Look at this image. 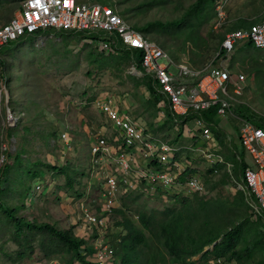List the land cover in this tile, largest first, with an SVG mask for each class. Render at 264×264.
<instances>
[{
    "label": "rangeland",
    "instance_id": "374dc122",
    "mask_svg": "<svg viewBox=\"0 0 264 264\" xmlns=\"http://www.w3.org/2000/svg\"><path fill=\"white\" fill-rule=\"evenodd\" d=\"M101 1L115 6L122 17L135 28H142L148 23L165 24L182 19L196 0H165V4L154 6L147 5L153 0ZM19 4V0H0V25L15 15ZM217 6L224 12L222 19L218 18ZM206 14L211 19L201 25L197 23L189 26V21H193L186 20L165 30L156 29L146 36L157 42L177 62L185 61L195 69H204L216 64L221 39L226 33L237 29L241 22L253 23L264 16V0H216L207 6ZM33 42L34 39L28 40L20 48H13L0 55L1 60L6 63L8 79V87H5L0 73V157L4 155L3 165H12L10 178L16 170L13 167L16 154L20 155L21 168L41 171L42 174L30 182V189L34 188L37 181L43 179L44 194L37 200L29 196L28 205L25 201L24 208L20 207V190H9L2 200L9 207H20L17 214L27 221L67 230L72 224L71 219L74 218L70 212L74 210V205L69 201L71 197H75L70 195L66 200V197L61 195L64 192H78L84 187L80 183L71 190L66 186L63 175L50 171L45 166L65 167L68 171L73 168L77 173L76 175L73 172L76 181L83 182L78 170L86 164L88 129L95 125L100 126L104 121L93 103L99 99L112 98L132 116L152 125L158 123L159 110L157 105H152L154 98L143 85L146 79L132 71V60L126 57L124 52L118 55L104 54L95 46L87 44V40L75 37L66 39L58 34L45 43L34 45ZM121 57L125 59L121 60ZM232 69L243 74L247 78V84L245 89L235 96L231 113L233 116H240L237 111L242 110L255 121L264 120V51L240 47L232 57ZM171 70L176 72L174 68ZM136 83L140 86H136ZM164 121L162 118L160 124ZM218 121L223 126V131L232 138L229 142L222 137L224 144L221 145L220 152L227 156L235 151L244 158L235 120L228 115L220 117ZM63 132L76 141L77 145L73 146L71 152L64 149L57 136L55 138V135ZM175 133L170 132L169 138L173 139L179 133L182 134L181 131ZM182 138L178 140V144L187 148L191 141ZM234 140L231 150L227 149ZM182 157L184 161L185 158L192 159L198 174H202L206 183V194L189 201V209L198 211V222L205 221V213L199 208V200L203 199L207 202L217 201L224 209L214 211L216 213L211 214L212 216V210L206 212V220L209 219L210 226H220L223 232H226L235 225L244 223L235 247V251L242 258L239 261L233 259L230 263L224 260V264H264V214L259 215L235 189L221 184V178L224 176L221 170L217 174H207L208 170L199 155L184 152ZM245 158L249 160L248 156ZM22 179L25 180L26 177ZM4 188L8 189L9 185L5 183ZM177 200L163 202L141 198L129 201L125 215L137 226L139 213L161 212L173 206L178 208ZM122 219L121 215H114L105 230L111 231V237L108 240L105 235L104 243L113 245L114 236L125 234L124 228L115 225ZM89 233L90 231H87V234ZM77 235L86 237L85 231L77 232ZM7 238V235L0 238V264H64V259L69 258L63 254L61 260L58 257L46 260L41 243L46 241L47 237L37 232L30 240L26 256L17 259V246ZM94 242V237H87L84 245H93ZM207 248L211 249L210 246ZM193 260H199V256ZM208 261L213 264V257H209Z\"/></svg>",
    "mask_w": 264,
    "mask_h": 264
},
{
    "label": "built area",
    "instance_id": "2783aa9c",
    "mask_svg": "<svg viewBox=\"0 0 264 264\" xmlns=\"http://www.w3.org/2000/svg\"><path fill=\"white\" fill-rule=\"evenodd\" d=\"M19 9L5 24L0 25V50L23 39L20 46L35 35L34 45L52 40L60 32L86 35L87 44L95 46L104 54L118 55L122 50L139 52V65L132 60V71L151 81L154 92L163 99L174 121L173 130L159 132L141 118H136L112 98L99 99L93 103L104 119L102 125L88 129L87 159L79 171L83 182L72 176L73 186L84 187L78 192H64L74 205L70 211L73 235L85 240L94 237L93 245H84L82 255L93 264H112L113 248L104 243L105 231L117 210L133 199L173 202L176 199H192L206 194V183L184 152L197 154L205 163L206 170L227 175V185L241 192L245 201L259 215L264 212V124L259 126L241 116L231 113L235 96L245 89L247 78L232 69V57L240 47L264 51V17L257 23L226 33L216 55V64L195 69L185 61L177 62L157 42L148 38L127 22L115 6L101 0H20ZM217 15L224 12L217 6ZM222 52V53H221ZM172 68L176 72H172ZM216 108L215 119L232 116L244 158L238 178L233 164L219 153L213 134L203 113ZM192 125V126H190ZM190 135L196 139L187 148L178 140L169 138L170 132ZM67 151H73L76 141L66 132L55 135ZM178 136V137H179ZM197 139L199 141H197ZM230 137L227 135V140ZM200 142V144H198ZM66 151V152H67ZM249 157V160L245 158ZM5 159L0 157V170ZM76 175V170L71 168ZM74 175V174H73ZM204 175V174H203ZM52 178L54 174L52 173ZM43 179L34 184L29 196L37 200L44 194ZM27 197V205L30 197ZM89 229V230H88ZM90 231L87 234V231ZM85 231V236L78 233ZM106 239V238H105ZM91 248L88 256L86 249ZM89 257L94 259H89ZM224 264L223 259L214 261ZM213 262V263H214Z\"/></svg>",
    "mask_w": 264,
    "mask_h": 264
},
{
    "label": "trees",
    "instance_id": "16d2710c",
    "mask_svg": "<svg viewBox=\"0 0 264 264\" xmlns=\"http://www.w3.org/2000/svg\"><path fill=\"white\" fill-rule=\"evenodd\" d=\"M215 1L216 0H196L195 3L188 8L185 16L176 22L165 24L160 22L148 23L144 27L136 29L146 35L156 29L160 31L173 25H179L186 20H192L194 22L189 21V26H193L197 23L201 25L211 19V17H208L206 14V9L209 4H213ZM166 2L165 0H153L147 5H163ZM243 26L244 24H240L237 28ZM58 35L66 39L72 37V34L67 32H60ZM34 37L35 35L30 36L28 40L33 41ZM74 37L82 40L86 38V35L78 33L74 35ZM222 40L223 38L221 42ZM22 41L23 39L17 43H12L4 47L0 50V55L11 51L13 48H20ZM247 47L251 49L250 45ZM123 52L126 57L134 55L136 59V68L141 70L139 65V52L125 49L122 50V53ZM0 67V73L4 79L5 87H8L6 63L1 60V57ZM143 78L146 79L143 85L146 86L150 96L154 98L152 105L155 106L160 102V98L156 97V93L154 92L149 78L146 75ZM138 85L139 84L136 83V86ZM214 111H216L215 107L206 111L203 115L206 118V122L211 125L210 127L213 126L212 131L217 135L218 141L220 145H222L224 144L222 139L224 131L217 129L214 124ZM237 112L240 116L259 126H263L264 124V120L259 119L255 121L242 110ZM8 156L10 155L8 154ZM236 156L237 154L231 152L229 155H225L224 159L233 164L235 175L239 177L243 166L239 164ZM239 158L241 157L239 156ZM20 165V155L16 154L13 166L16 170L13 177H9L12 165L4 164L0 171V238L7 235V239L17 246L16 258L22 259L26 256L28 248H30V240L36 236L37 232H41V234L47 237V240L43 241V243H45H41V249L45 252L46 260H50L54 257H58L61 260V256L66 254L69 258L64 259V264H74L76 262L79 264H93L91 261H87L86 255L81 254L84 240L73 235V227H69L67 230H58L49 224L38 225L35 222L27 221L24 217L18 216V208H24L25 201L27 203V197L31 191L30 182L42 174L39 170L28 167L21 168ZM45 167L50 171L63 175L66 180V186L68 188L72 187L73 173L71 170L68 171L65 167L51 165H46ZM207 174L212 175L213 170H208ZM223 175L221 184H226L227 175L225 173H223ZM24 176L26 177L25 180L22 179ZM5 183L9 185L8 189H3ZM13 189L20 190L19 198L22 201L20 207H9L2 200L4 195H6L9 190L12 192ZM239 195L243 197L241 192H239ZM196 198L197 197L191 200ZM191 200L187 198L178 199L176 201V205L179 206L178 208L173 206L161 212L152 211L149 213H139L137 216V226L125 215V209L129 201L124 203L123 209L116 211L123 219L116 222L115 225L124 228L125 234L113 237V245L111 244V247L113 248L114 260L112 264H207L210 261V259L208 261L209 257H213L214 261L223 259L229 263L233 259L237 261L241 260L242 256L235 251V247L236 241L241 235V228L244 223H239L226 232H223L220 226H210L211 222L209 219L208 221L206 220L208 217L206 212L212 210L210 213V216H212L211 214L216 213L214 211H222L224 209L217 201L207 202L203 201V199L199 200V208L201 212L205 213V221L198 222V211L195 212L189 209V201ZM132 201H136V199L131 200V202ZM241 202H243V198H241ZM262 214H264V212ZM218 239H220V241L212 246ZM209 246H212L213 249L204 251ZM247 251H249V249H247ZM86 252L89 254L88 256H90L92 254V249L87 248ZM197 256H199V260H193V258ZM213 264L216 263L214 262Z\"/></svg>",
    "mask_w": 264,
    "mask_h": 264
},
{
    "label": "crops",
    "instance_id": "0c3cea01",
    "mask_svg": "<svg viewBox=\"0 0 264 264\" xmlns=\"http://www.w3.org/2000/svg\"><path fill=\"white\" fill-rule=\"evenodd\" d=\"M20 1V0H19ZM264 17V16H263ZM262 17V18H263ZM262 18L259 20V21H261L262 20ZM259 21H256V22H253V23H257V22H259ZM253 23H240V24H244V26L243 27H239V28H237V29H240V28H244V27H247V26H249L250 24H253ZM247 47V46H246ZM125 59V57H121V60H124ZM156 97L157 98H160V102L157 104V106H158V112H157V114H158V123L156 124V125H152V124H148V125H150V126H155L156 127V130H158L159 132H169L170 130L172 131L173 130V127H174V121H173V119L171 118V115L169 114V111H168V109L163 105L162 106V103H163V99L160 97V96H158L157 94H156ZM204 114V113H203ZM202 114V115H203ZM203 117H204V119H206L205 118V116L203 115ZM136 118H139V117H136ZM161 118V119H160ZM162 118H163V120H165L164 121V123L163 124H160L161 122V120H162ZM206 121V120H205ZM208 124V123H207ZM214 124L216 125V127H217V129H221V131H223V126H221V124H219V121H218V119H215V117H214ZM209 125V124H208ZM190 126H192V125H190ZM211 125H209V127H210ZM213 127V126H212ZM212 127H210V129H211V132H212V134H213V138H214V141H215V144H216V146H217V149L219 150L218 151V153L221 155L222 153L220 152V150H221V145H220V143H219V141H218V138H217V135L212 131ZM225 129H226V126L224 127ZM179 131H181V133L183 132L182 131V127H180V129H179ZM227 132L224 130V138L225 139H227ZM179 135H180V133H179ZM178 135V136H179ZM176 137V139L175 140H178V138H180V136L179 137ZM183 137V138H182ZM181 138L182 139H189L190 141H191V143L192 142H194V143H196V139H191L190 138V135H187V134H185L184 133V136H183V133H182V135H181ZM230 139H232V138H230ZM229 139V140H230ZM197 141H199L198 139H197ZM230 142V141H229ZM190 143V144H191ZM232 144H230L228 147H227V149H229V150H231L230 148H232V145H234V143H235V140L234 141H232L231 142ZM198 144H200V142H198ZM228 145V144H227ZM185 153H188V154H190L189 152H185ZM232 153H234V154H237L235 151H232ZM223 158H224V154H222L221 155ZM237 159H238V154H237ZM220 170H221V167H220ZM222 171V170H221ZM234 171V170H233ZM223 172V171H222ZM224 173V172H223ZM235 173V172H234ZM240 175V174H239ZM227 178V177H226ZM227 184V183H226Z\"/></svg>",
    "mask_w": 264,
    "mask_h": 264
},
{
    "label": "water",
    "instance_id": "95a60500",
    "mask_svg": "<svg viewBox=\"0 0 264 264\" xmlns=\"http://www.w3.org/2000/svg\"><path fill=\"white\" fill-rule=\"evenodd\" d=\"M220 241V239H218L216 242H214L213 244H212V246H214L217 242H219ZM212 246H210L211 247V249H209V248H206L204 251H207V250H212L213 249V247Z\"/></svg>",
    "mask_w": 264,
    "mask_h": 264
}]
</instances>
